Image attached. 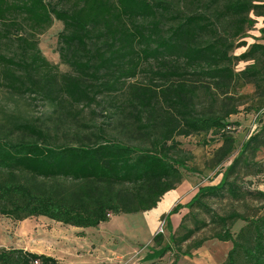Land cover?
<instances>
[{
    "label": "trees",
    "instance_id": "trees-1",
    "mask_svg": "<svg viewBox=\"0 0 264 264\" xmlns=\"http://www.w3.org/2000/svg\"><path fill=\"white\" fill-rule=\"evenodd\" d=\"M189 1L194 6L190 12L170 0H0V44L15 37L20 51L19 60L0 54L7 87L50 101L56 111L69 115L99 104L102 97L123 101L129 112L116 104L123 119L109 116L107 129L83 126L84 134L72 143L55 142L47 125L23 126L27 139L0 138L1 217L18 223L44 217L90 229L112 217L150 212L181 186L185 173H197L177 139L213 135L222 141L214 154L222 168L215 175L221 176L220 182L200 187L187 204L163 216L170 242L163 246L165 237L157 234L148 258L176 252L178 264L217 240L232 244L222 264H264V215H217L213 221L219 230L199 240L194 236L207 224H186L196 207H208L209 198L264 202L263 191L242 185L264 176V162L258 161L264 152V28L252 44L247 35L256 18H264V0ZM54 22L63 25L58 54L71 69L68 74H58L39 48V36ZM241 48L246 50L233 55ZM239 63L247 66L236 73ZM144 73L148 85L128 84ZM237 83L254 87L252 110L260 126L225 166L237 151L236 124L230 118L246 105L231 95ZM200 92L220 101L219 112L199 110ZM247 183L252 185L251 180ZM183 210L188 214L175 231L172 217ZM239 221L245 225L234 234ZM37 262L63 264L46 255L0 247V264Z\"/></svg>",
    "mask_w": 264,
    "mask_h": 264
},
{
    "label": "rangeland",
    "instance_id": "rangeland-1",
    "mask_svg": "<svg viewBox=\"0 0 264 264\" xmlns=\"http://www.w3.org/2000/svg\"><path fill=\"white\" fill-rule=\"evenodd\" d=\"M56 2L57 0H46ZM180 6L185 12H190L194 6H190L189 0H170ZM206 3L209 0H202ZM257 24L254 29L247 32L249 37L255 30L264 28V18H256ZM63 25L60 22H54V25L46 33L39 36V48L47 61L57 67L56 72L60 75L68 74L71 69L63 64L58 54V35L62 31ZM250 42V40H248ZM246 49H235L233 55L238 56ZM0 54L7 58L20 59V51L16 45L15 37L10 40H4L0 44ZM246 63H239L235 66V72L238 73L246 68ZM4 64L0 63V138L11 141L27 139L28 135L22 130V127L31 124L38 126L47 125L49 131L55 136V142L58 144L72 143L74 137L85 129L83 126L96 125L102 128H108L109 116L117 119H123L122 116L116 114L119 108H122L126 114V107L123 101L116 103L115 99L100 98V103L89 108L75 111L72 115L63 113L54 108V104L50 101L43 100L40 97L33 99L30 95H20L13 92L6 82ZM138 83L140 85H148V76L140 74L136 80H129L128 84ZM159 84V82H158ZM254 87L252 85H243L237 83L233 87L231 95L237 100L246 102L241 107L237 116H232L230 122L235 123L236 130L234 137L236 142V152L231 160L225 163L229 166L230 162L237 155L242 144L248 137L254 133L255 127H259L258 113L252 110L256 97L254 96ZM255 99V100H254ZM210 94L200 92L199 94V110H206L214 113L220 110V101H214ZM129 110V108H128ZM80 112V113H78ZM79 114V115H78ZM132 121V120H130ZM114 122V121H113ZM129 119H126V123ZM89 132V131H88ZM181 143V148L191 156L188 166L197 170V173H185V179L181 186L178 187L177 195L179 197L174 200V196L169 194L163 199L156 209L139 214L121 215L112 217L109 223L102 224L101 227L94 228L88 232V243H95L99 246L97 256H99L98 264H174L175 254H167L162 259L148 258L150 250L148 248L154 246V237L161 233L165 237V246L170 242V232L166 228V222L163 216L168 214L176 205L187 204L198 189L203 186L217 185L221 176L215 175L222 169L217 166L214 154L218 148L222 146L219 137L213 135H194L188 138L180 137L177 139ZM258 161L264 162V152H262ZM251 180L252 185L247 182ZM242 185L251 190H261L264 192V176L256 179H246ZM173 200V201H172ZM207 208L196 207L190 215L186 224L189 228H195L197 224L206 223V227L194 236L195 240L213 236L218 230L217 224L213 221L215 216H227L232 212H238L245 216L252 217L255 215H264V209H261L264 202H257L246 199L243 201H233L228 196L209 198L205 201ZM188 214L187 210H183L179 215L172 217V223L175 231L178 229L183 216ZM198 222V223H196ZM18 222L0 216V247L11 249L13 245L18 244L17 238ZM245 223L239 221L233 228L232 232L237 234ZM46 228V227H45ZM183 230L180 231V234ZM59 238L65 241L64 246L74 248L78 245L79 237L77 233H73L71 229L61 227L56 231ZM26 237H23L25 239ZM84 238H81V240ZM194 239H192L194 241ZM80 240V241H81ZM85 240V241H86ZM183 245L184 250L192 244L193 241ZM84 241V240H82ZM231 243H224L217 240L206 242L203 247L197 251H192V258L182 257L178 264H222L227 258L228 252L231 250ZM73 258H68L72 260ZM84 261H89L84 258ZM77 261V260H75ZM78 260L77 262H79Z\"/></svg>",
    "mask_w": 264,
    "mask_h": 264
},
{
    "label": "crops",
    "instance_id": "crops-1",
    "mask_svg": "<svg viewBox=\"0 0 264 264\" xmlns=\"http://www.w3.org/2000/svg\"><path fill=\"white\" fill-rule=\"evenodd\" d=\"M259 31L255 30V32L252 33V37L249 39L250 42L248 41L249 44L254 43V40L252 39L253 37L260 38ZM261 43L264 44V41H261ZM176 192H178V189L176 191L169 193L175 195L174 200L177 199L180 195V194L177 195ZM101 226L102 225H100L99 227ZM61 227H63L62 224L56 223L44 217L32 218L20 222L18 224L17 233H16L17 238H19L18 244L13 245L12 248L28 251L34 254L53 257L63 264H98L99 263L98 260L99 256H97V252L99 251V247H98L99 245L95 243H88V241L86 240L88 239L89 236L88 232L90 233V231L94 228L79 229V228L64 226L66 228L71 229L73 233L85 234V237H83L84 239H82L84 241H82L80 238L78 241V245L74 246V248H70L69 246L67 247L64 246L65 241L59 238L56 234V231L59 230ZM23 237L26 238L22 240ZM88 257L90 259L89 261L83 260L84 258H88ZM68 258H73V259L69 261ZM75 260L77 261L80 260V261L77 262Z\"/></svg>",
    "mask_w": 264,
    "mask_h": 264
},
{
    "label": "built area",
    "instance_id": "built-area-1",
    "mask_svg": "<svg viewBox=\"0 0 264 264\" xmlns=\"http://www.w3.org/2000/svg\"><path fill=\"white\" fill-rule=\"evenodd\" d=\"M257 127H255L254 131L256 130ZM36 264H40L39 262H37Z\"/></svg>",
    "mask_w": 264,
    "mask_h": 264
},
{
    "label": "bare ground",
    "instance_id": "bare-ground-1",
    "mask_svg": "<svg viewBox=\"0 0 264 264\" xmlns=\"http://www.w3.org/2000/svg\"><path fill=\"white\" fill-rule=\"evenodd\" d=\"M165 200V199H164Z\"/></svg>",
    "mask_w": 264,
    "mask_h": 264
}]
</instances>
